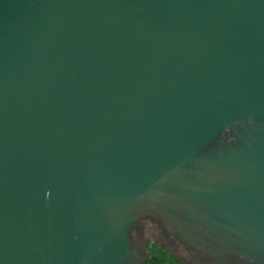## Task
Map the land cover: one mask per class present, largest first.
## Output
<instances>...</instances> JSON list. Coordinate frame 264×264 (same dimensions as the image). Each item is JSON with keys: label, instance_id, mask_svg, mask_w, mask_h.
<instances>
[{"label": "water", "instance_id": "water-1", "mask_svg": "<svg viewBox=\"0 0 264 264\" xmlns=\"http://www.w3.org/2000/svg\"><path fill=\"white\" fill-rule=\"evenodd\" d=\"M264 264V0H0V264Z\"/></svg>", "mask_w": 264, "mask_h": 264}, {"label": "trees", "instance_id": "trees-1", "mask_svg": "<svg viewBox=\"0 0 264 264\" xmlns=\"http://www.w3.org/2000/svg\"><path fill=\"white\" fill-rule=\"evenodd\" d=\"M146 247L149 251V256L142 264H183L170 252H167L155 242H147Z\"/></svg>", "mask_w": 264, "mask_h": 264}]
</instances>
